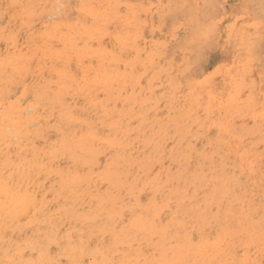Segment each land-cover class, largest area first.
Returning a JSON list of instances; mask_svg holds the SVG:
<instances>
[{"label":"rangeland","instance_id":"rangeland-1","mask_svg":"<svg viewBox=\"0 0 264 264\" xmlns=\"http://www.w3.org/2000/svg\"><path fill=\"white\" fill-rule=\"evenodd\" d=\"M260 7L0 0V264H264Z\"/></svg>","mask_w":264,"mask_h":264},{"label":"bare ground","instance_id":"bare-ground-1","mask_svg":"<svg viewBox=\"0 0 264 264\" xmlns=\"http://www.w3.org/2000/svg\"><path fill=\"white\" fill-rule=\"evenodd\" d=\"M212 4H213V3H212ZM257 4H258V3H257ZM257 4H256V5H257ZM207 6H208V5H207ZM210 6H211V5H210ZM261 6H262V5H261ZM205 7H206V6H205ZM263 8H264V7H262V8L260 7L259 9L262 10ZM208 10H209V9H208ZM260 14H261V13H260ZM206 15H207V14H206ZM206 18H207V16H206ZM263 43H264V42H263Z\"/></svg>","mask_w":264,"mask_h":264},{"label":"snow or ice","instance_id":"snow-or-ice-1","mask_svg":"<svg viewBox=\"0 0 264 264\" xmlns=\"http://www.w3.org/2000/svg\"><path fill=\"white\" fill-rule=\"evenodd\" d=\"M262 20H264V16H262Z\"/></svg>","mask_w":264,"mask_h":264}]
</instances>
